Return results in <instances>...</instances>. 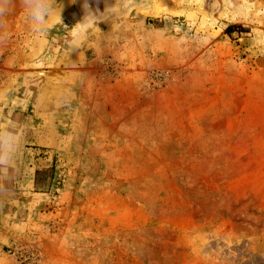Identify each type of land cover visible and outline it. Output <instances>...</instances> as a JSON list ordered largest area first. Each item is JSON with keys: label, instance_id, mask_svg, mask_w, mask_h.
<instances>
[{"label": "rangeland", "instance_id": "374dc122", "mask_svg": "<svg viewBox=\"0 0 264 264\" xmlns=\"http://www.w3.org/2000/svg\"><path fill=\"white\" fill-rule=\"evenodd\" d=\"M58 3L0 27V264H264V0Z\"/></svg>", "mask_w": 264, "mask_h": 264}, {"label": "clouds", "instance_id": "9594fccd", "mask_svg": "<svg viewBox=\"0 0 264 264\" xmlns=\"http://www.w3.org/2000/svg\"><path fill=\"white\" fill-rule=\"evenodd\" d=\"M14 4V0H0V27L4 24V17L8 14L9 8ZM20 7L27 13L28 19L34 29L43 31L51 15L61 14L62 5L58 0H19ZM84 8L88 9L87 0ZM11 134L0 133V163H4V153L10 152L11 141L8 138Z\"/></svg>", "mask_w": 264, "mask_h": 264}, {"label": "trees", "instance_id": "16d2710c", "mask_svg": "<svg viewBox=\"0 0 264 264\" xmlns=\"http://www.w3.org/2000/svg\"><path fill=\"white\" fill-rule=\"evenodd\" d=\"M235 30L243 31L244 28L241 27V26H230V27H228L227 32L232 33V32H234ZM50 173H51V170H46V171H43V172H41V171L38 172V175L46 174V176H48Z\"/></svg>", "mask_w": 264, "mask_h": 264}]
</instances>
